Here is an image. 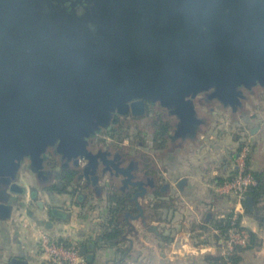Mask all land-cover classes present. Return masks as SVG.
I'll return each instance as SVG.
<instances>
[{
    "label": "water",
    "instance_id": "water-1",
    "mask_svg": "<svg viewBox=\"0 0 264 264\" xmlns=\"http://www.w3.org/2000/svg\"><path fill=\"white\" fill-rule=\"evenodd\" d=\"M142 11L148 23L172 16L171 10ZM118 12L115 56L98 47L82 19L69 14L27 17L10 34V25L0 24V39L8 34L0 41V76L11 65L32 66L0 88V174L6 181L25 155L40 160L45 145L57 140L59 152L69 159L92 162L97 155L87 149L84 137L108 123L114 110L138 115L146 99L158 100L178 116V133L184 136L200 122L192 101L199 92L213 88L215 97L235 107L239 87L264 84V0H185L173 10L164 32L138 35L127 53L126 11ZM63 28L75 33L60 56L48 61L42 50L27 51L47 32ZM131 183L144 187L135 196L141 208L138 198L147 193L145 181ZM11 188L24 189L15 182ZM9 200H0L3 218L11 215ZM244 205L254 210L252 195ZM51 213L64 215L58 208ZM79 252L87 260L94 256L86 246Z\"/></svg>",
    "mask_w": 264,
    "mask_h": 264
},
{
    "label": "crops",
    "instance_id": "crops-1",
    "mask_svg": "<svg viewBox=\"0 0 264 264\" xmlns=\"http://www.w3.org/2000/svg\"><path fill=\"white\" fill-rule=\"evenodd\" d=\"M227 147H223L222 153L218 154V164L211 161L212 154L208 156V166H204L207 165L206 160L199 162L195 153L179 158V149L170 152L169 160L165 159V169L157 166L153 176L157 185H168V189L161 190L160 196L149 194L139 199L143 212L129 219L123 242L115 246L100 242L105 217L102 212L86 206L89 201L81 207L74 203L64 205L61 202L68 200L70 195L49 198L45 193L41 195L39 189L38 196L32 197L28 189L33 186L39 188L40 183L34 178L27 180L21 174L17 183L26 189V193L10 198L12 212L9 217L0 215V264H56L42 254L40 242L43 232L58 240H67L77 245L79 250L86 246L94 256L87 260L81 255L84 264H224L223 260L215 261L220 257V230L215 227L214 220L226 216L230 207L229 198L215 192L217 183L233 172L237 152H234V146L231 149ZM259 150L262 151L263 147L260 146ZM263 159L258 156L250 161V168L261 173L262 177ZM181 180L184 183L180 185ZM213 185L215 188L212 189ZM43 196L46 198L40 200ZM157 200L174 205L170 209L159 207L150 214L148 206H153L152 202ZM33 202L37 204L36 211L31 209ZM178 202L181 207H176ZM55 203L63 216L51 213ZM90 209L93 213L84 215ZM256 209L264 215V195L255 202ZM254 210L246 208L242 214L245 227L254 233V240L251 247L241 253L239 264H264V222L254 215ZM209 213L212 214L210 218ZM179 236L192 240L179 242ZM208 256L216 259L209 261Z\"/></svg>",
    "mask_w": 264,
    "mask_h": 264
},
{
    "label": "flooded vegetation",
    "instance_id": "flooded-vegetation-1",
    "mask_svg": "<svg viewBox=\"0 0 264 264\" xmlns=\"http://www.w3.org/2000/svg\"><path fill=\"white\" fill-rule=\"evenodd\" d=\"M179 5H185V0H0V24L10 25L11 29L8 32L10 34L27 17L40 18L57 13L69 14L82 19L90 27L98 47L107 49L109 55L113 53V56H115V49L119 47L120 43V40L118 43L119 33L115 28V20L119 17L118 11H126L124 15L126 16L127 53L132 48L130 46L131 40L138 35L146 31L164 32L168 27L167 24L172 22L170 20L174 19L173 10H176ZM145 9L171 10L172 16L167 18L161 15L154 23H148L147 15L142 11ZM160 26L162 27L160 28ZM74 33V30L67 28L49 31L43 36L42 40L32 45V49L27 47V51L42 50L46 55V59L52 61L53 58L63 53L67 46L68 37L73 36ZM7 35H4V37ZM28 69L30 68H8L0 76V88L12 80L16 74ZM260 85L264 86V84ZM243 87L245 88V86ZM243 87L239 88L242 92ZM210 99V96L205 95L203 101L208 103ZM239 99L240 103H236L235 107L242 108L245 98L241 96ZM192 101L194 102L195 98ZM144 102L145 110L142 114L134 115L132 111L119 113L114 110L108 123L95 126L94 130L84 137L87 149L97 155L92 162L81 157L69 159L64 153L59 152L58 140L45 145L40 160H33L30 154L25 155L20 160L15 175L9 182L0 174V200L10 199L11 196L18 193L19 195L26 193L25 188L23 191L17 190L14 192L11 190L12 183H17L22 174L26 176L27 180L34 178L40 183L39 188L33 186L28 189L32 197L38 196L39 189L49 198L63 194L73 196L75 192L78 199L75 200L74 204L78 207L89 201L86 206L96 211H102L104 214L103 230L110 225L108 222L111 215L110 206L114 204L117 206L119 201L123 202L116 223H123L126 228V222L128 223L132 216H138L143 212L138 207L135 196L142 193L144 187L140 189L138 185H133L131 181H145L144 186L147 193L144 196H139L138 200L149 194L155 195V192L166 190L169 187L168 185L166 187L157 185L155 177L145 175L142 170L143 167L128 155L125 135H117L121 130L126 129V118L130 116L133 118L143 117L148 113L146 112L149 109L148 106L155 105L163 111L161 117L172 124L170 140L179 137L184 140L188 138L195 139L197 135L195 128L184 136L181 132L178 133L180 123L178 116L172 113L171 108L162 106L160 101L146 99ZM196 117L200 119V122L196 124L199 126L203 123V119L198 114H196ZM131 174L132 176L129 177ZM127 179L131 181H127ZM112 198H116V200L112 202ZM126 199H128V202L134 203L137 212L126 210ZM102 202L104 205L101 206L100 203ZM101 209H104V212Z\"/></svg>",
    "mask_w": 264,
    "mask_h": 264
},
{
    "label": "rangeland",
    "instance_id": "rangeland-1",
    "mask_svg": "<svg viewBox=\"0 0 264 264\" xmlns=\"http://www.w3.org/2000/svg\"><path fill=\"white\" fill-rule=\"evenodd\" d=\"M11 68L24 69L32 68V66L29 65L26 67H20L11 65L9 69ZM242 87L243 86L239 88ZM213 90V88L205 89L199 92L195 97L194 104L196 105V114H198V116L203 119V123H201V125L199 126L196 125L195 127V132L197 133L195 139L188 138L187 140H184L180 137L171 139L168 143V147L164 150V152H160L156 149V144L152 141V138L150 136V133L152 132L151 123L155 119H158V117L163 115V111L158 106H148L149 109H147L146 111L148 113H146L143 117H127L126 129L121 130L117 135H125L126 151L128 152V155L131 158H134V160L138 162L141 167H144V160L146 158H149L153 160L155 168H157V166H160L163 169H165V166L167 165L165 159L169 160L170 157L168 155L170 154V152H174L177 149L180 150L179 158H185V155H187V153H195V157L196 159L198 158L199 162L202 161L201 159L206 160L207 165L204 164V166H208V164L210 163V161L208 160V156H210L211 154V161L218 164V162H220V157L218 156V154H221L222 148L227 146H229L227 148L230 149L233 148L232 146H234V152H239L243 147L249 146L250 149L248 156L250 161L252 160V158L254 159L258 156L259 158H264V153L262 152L264 150V86L257 83L248 88L245 87V92L244 90L243 92L239 90L242 98H245L244 106L242 104V108H232L229 105H225L220 101V99L213 95ZM205 95H208L211 98V101L209 100L208 103H204L203 101L205 99ZM190 141L194 142L191 143ZM260 146L263 147L262 151H258V149H260ZM213 154L217 157H215ZM161 158H164V160H161ZM251 171L254 172L253 169H251ZM154 175L155 174H151V176ZM141 176H143V174H141ZM213 188H215L214 185L212 186V189ZM41 195H43V193ZM44 198H46V196L40 197V200ZM68 198V200L66 199L62 201L61 204H72L76 202V199H78L75 192L73 196ZM229 201L230 207L227 214L230 213V210L233 208V200L229 198ZM100 204L101 206L102 204L104 205V203ZM175 205L176 207L182 206L180 202ZM53 207L58 208L59 205L55 203ZM133 207L135 206H131V208ZM31 209H33V211L37 210V204L35 202L32 203ZM92 211L93 209L86 210L84 215L93 213Z\"/></svg>",
    "mask_w": 264,
    "mask_h": 264
},
{
    "label": "built area",
    "instance_id": "built-area-1",
    "mask_svg": "<svg viewBox=\"0 0 264 264\" xmlns=\"http://www.w3.org/2000/svg\"><path fill=\"white\" fill-rule=\"evenodd\" d=\"M249 149V146H245L236 153L232 174L216 185L218 193L233 200L230 227L220 234L219 256L226 264H232L231 257L236 247H246L250 242V231L243 225L241 218L246 209L245 198L250 188L257 184L255 175L247 166ZM40 248L42 254L56 264H84L79 248L66 245L46 232L41 234Z\"/></svg>",
    "mask_w": 264,
    "mask_h": 264
},
{
    "label": "trees",
    "instance_id": "trees-1",
    "mask_svg": "<svg viewBox=\"0 0 264 264\" xmlns=\"http://www.w3.org/2000/svg\"><path fill=\"white\" fill-rule=\"evenodd\" d=\"M151 127H152L151 128L152 132L150 133V136L152 138V141L155 142L156 144L155 145L156 149L158 151L165 150L168 147V143L170 141V131L172 128L171 122L168 120H165L164 117L160 116L158 117V119H155L151 123ZM144 161H145V164H144V167L142 168L144 174L147 176L151 174H155L157 172V169L154 166L153 160L146 158ZM247 166H248V169L251 170L249 156L247 157ZM253 174L255 175L257 179V184L250 188L249 194L253 196L254 201L257 203L264 195V177H262L263 175L261 173L253 172ZM154 194L156 196L162 195L159 192H155ZM115 200L116 198H112V202H114ZM122 203L123 202L119 201L117 203V206L115 204L110 206L111 215L108 218V222L110 223V225H108V227L104 229V231L102 232L99 238L102 244H106L109 246L110 245L115 246V245L122 243L124 240L125 232H126L124 224L116 223L119 218L118 215L121 212L120 206L122 205ZM152 204L153 206H148V211L150 212V214L155 209H158L159 207H162L164 209L165 208L170 209L171 205H174L173 203H169L165 200H162V201L157 200V202L153 201ZM131 206H135L134 203L128 202V199H126V210L130 212L132 211L134 213L137 212L136 207L131 208ZM254 215L260 220V222H264V215H262L261 210H258V211L257 209L254 210ZM230 217H231V214L228 213L226 214L225 217L214 220V225L216 228L220 230V234L225 233L230 227V224H231ZM126 227H127V222H126ZM253 240H254V233L250 231V242L248 246L246 247L238 246L235 248L234 253L231 257L232 264H239L241 260V253H243L246 249L251 247ZM59 241L62 243H65L66 245L74 246L78 248L77 245H74L68 242L67 240L60 239ZM207 259L209 261H212V260H215L216 258L214 259L213 257L208 256ZM219 260L222 261L223 259L219 257V259L217 258L215 261H219ZM223 262L224 264H226L224 260ZM113 264H120V263L115 262Z\"/></svg>",
    "mask_w": 264,
    "mask_h": 264
}]
</instances>
